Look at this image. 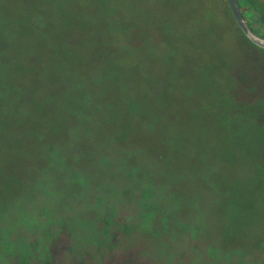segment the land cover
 <instances>
[{
  "label": "rangeland",
  "instance_id": "obj_1",
  "mask_svg": "<svg viewBox=\"0 0 264 264\" xmlns=\"http://www.w3.org/2000/svg\"><path fill=\"white\" fill-rule=\"evenodd\" d=\"M114 201L159 264L264 260V51L227 0H0V225Z\"/></svg>",
  "mask_w": 264,
  "mask_h": 264
},
{
  "label": "flooded vegetation",
  "instance_id": "obj_2",
  "mask_svg": "<svg viewBox=\"0 0 264 264\" xmlns=\"http://www.w3.org/2000/svg\"><path fill=\"white\" fill-rule=\"evenodd\" d=\"M110 209L93 215L87 231L89 244L81 240L84 232L79 229L76 213L71 212L73 208L48 220L44 209H39L23 230L22 240H15L17 234L0 225V234L6 236L5 240L0 236V264H159L156 253L146 252L129 228L131 216L138 217V213L118 210L115 201ZM170 248V259L160 264H213L206 247L192 239ZM259 263L264 264V260L257 257Z\"/></svg>",
  "mask_w": 264,
  "mask_h": 264
},
{
  "label": "trees",
  "instance_id": "obj_3",
  "mask_svg": "<svg viewBox=\"0 0 264 264\" xmlns=\"http://www.w3.org/2000/svg\"><path fill=\"white\" fill-rule=\"evenodd\" d=\"M237 1L240 8L242 9V13L246 18L247 23L251 28V30L256 34L264 37V0H237ZM240 32L242 33L241 30ZM243 36L248 41L249 44L253 45L257 49L264 51V49L253 44L244 34Z\"/></svg>",
  "mask_w": 264,
  "mask_h": 264
},
{
  "label": "water",
  "instance_id": "obj_4",
  "mask_svg": "<svg viewBox=\"0 0 264 264\" xmlns=\"http://www.w3.org/2000/svg\"><path fill=\"white\" fill-rule=\"evenodd\" d=\"M232 16L242 33L256 46L264 49V37L256 34L249 27L237 0H227Z\"/></svg>",
  "mask_w": 264,
  "mask_h": 264
}]
</instances>
